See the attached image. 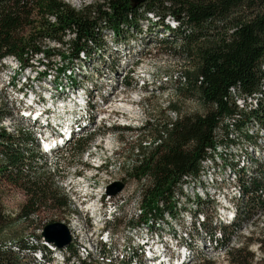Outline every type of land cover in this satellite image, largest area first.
Returning a JSON list of instances; mask_svg holds the SVG:
<instances>
[{
	"label": "trees",
	"instance_id": "16d2710c",
	"mask_svg": "<svg viewBox=\"0 0 264 264\" xmlns=\"http://www.w3.org/2000/svg\"><path fill=\"white\" fill-rule=\"evenodd\" d=\"M141 19L147 23L145 29L140 24ZM151 27L163 34L155 39L159 48L178 54L189 63L175 78L176 92L197 101L203 109L202 112L179 114L178 105L168 102V108L176 115L174 119L155 122L148 118L137 128L138 152L122 181L137 180L139 183L143 214L130 224L153 226L163 220L165 213L170 216L177 213L176 197L183 193L180 189L183 177H197L201 161L216 150V145L223 141L235 142L241 136L252 138L242 131L246 122L258 120L264 126V0H142L138 3L135 0H96L79 9L65 0H0V67L5 57H15L27 67L25 64L31 56L33 66L37 55H43L45 62H38L46 69L51 67L50 59L60 56L70 63L63 69L73 70L77 62L92 59L91 54L95 52L101 54L107 40L125 45L137 35L147 37ZM83 68L85 70V66ZM64 70L59 74H64ZM78 76L84 79L83 83L88 81L87 74L78 71ZM69 84L71 87L80 85L74 77L69 78ZM121 84L131 89L138 85L131 73L123 77ZM237 94H257L261 99L253 112L241 118L235 103ZM2 110L0 120L3 115L10 114ZM122 128L130 129L129 126ZM93 137L88 135L77 140L73 152L81 154ZM34 150L38 152L35 141L25 131L19 130L15 135L0 130V181L5 179L17 184L26 197L16 215L10 216L0 196V264L51 261V253L41 244L40 236L33 235L30 242L22 239L21 234L3 235L9 221L24 226L32 223L37 227L32 220L33 214L38 216L40 209L69 206L68 198L58 192L48 172L46 175L33 172ZM259 171L258 176L251 174L249 178L240 173L242 197L237 201L238 210L231 224L221 227L220 237L216 236L207 215L210 200H200L196 195L194 198L188 196L183 202L196 205L198 213L205 217L198 230L196 228L198 236L212 245L214 242L215 250L226 249L231 264H251V254L243 246L248 238L237 235L240 246L229 244L242 222L247 223L259 210L264 217V168ZM14 217L17 220L14 221ZM114 222L115 219L111 226ZM6 239L16 243L19 250L10 248ZM257 239L261 263L264 225ZM67 249H72L69 258L77 260L76 264H101L97 260L107 259L111 252L103 248L97 260L92 256L81 259L72 244ZM39 250L42 260L36 256ZM134 250L130 258H124L120 264L142 263L139 251ZM198 250L194 255L195 264L211 263Z\"/></svg>",
	"mask_w": 264,
	"mask_h": 264
},
{
	"label": "bare ground",
	"instance_id": "6f19581e",
	"mask_svg": "<svg viewBox=\"0 0 264 264\" xmlns=\"http://www.w3.org/2000/svg\"><path fill=\"white\" fill-rule=\"evenodd\" d=\"M2 64H5L2 67L5 73L7 71L14 72L12 76L10 75L11 78H15V81L21 84L20 88H16L15 82H7L9 84V90L11 92L14 91L16 96L14 100H10V105H6L10 111L9 118H18L16 120L17 125L21 126L24 124L26 126L25 129L27 131L24 128L22 130L33 137L38 150L37 153L47 159L49 163L55 164L52 168V174L59 173L63 169L60 162L65 160L66 152L70 145L75 140L84 137V135L87 136V133H90L94 129L93 132L95 133L98 128L97 126L105 122V112L100 109V105L102 104L101 96L103 97V93L99 95L100 87L98 84H92L90 81L83 83V80H78L80 85L77 87H71L69 78L73 77V70H64L63 68H66L65 66H61L65 71L64 74H59V67L58 69L56 68V71H52L51 69H54L52 67L48 69L44 67L43 70H38V67L34 68L35 65L32 67H24L18 59L11 56L3 58L1 61ZM48 82L49 85H47ZM103 99L106 104L105 97ZM244 99L253 100L250 107L245 108V113L249 114L253 112L261 98L259 95L253 94L250 96L244 95ZM239 112L241 113V111ZM122 125L125 126L127 123ZM19 130H15L17 132L16 135L19 134ZM242 131H244L243 133H248L252 138L241 136L239 138L236 137L238 139L235 142L223 141L221 145H216V150L207 154L201 161L199 175L197 177L190 176V180L181 184L180 189H182L183 193L176 197L178 202L177 208L179 210H177L174 216H170L167 213L164 216L167 215L174 218L178 213L181 214L183 211V216L185 217L182 216V218L184 219L185 226L183 225V229L175 230V232L169 235V240L161 239L165 236L150 230L151 228H158L159 222L167 223L164 220L165 218L158 220L157 223H153V226L148 225V223L130 224V222H126L122 224L120 229L117 227L112 234H108L107 231H110L112 227L111 223L115 217L111 215L109 204L107 203L111 199V194L106 191L107 185L105 187L103 186V191L96 193L94 192L95 190L93 191L91 189L93 186L91 182L76 174L75 182L77 183V189L75 191V198L80 197L78 196L81 194V191H79L80 186L82 187L81 195L83 197L81 202L83 206L78 208L79 210L77 211L79 212L77 213L84 219V231L89 233V240L85 243L71 234V240L66 245V249L72 244L77 249V254L81 259L91 256L97 258L99 257L98 255L101 249H108L111 251L107 254L108 258L105 260H97L105 264H120V261L124 258H130L133 254V249L138 250L141 255L140 259L142 263L140 264H190L193 261L194 255L197 254V250L201 249L203 244V247L215 251L214 242L213 245L206 241L202 243L201 240L203 238L201 239L196 233V228L198 230L199 224L205 221L204 215L198 213L196 205H193V211H188L185 208L181 209L179 206L180 202H185L189 198L188 196L194 198L197 195L200 200H210L211 206H209V212L211 213L213 211L210 219L212 226L215 227L214 230L217 237L221 235V227L231 224L238 210L237 201L242 197L240 173H245L244 177L249 178L251 174L258 176L259 169L264 168L263 124L258 120H252L251 122L245 123ZM86 155H89V153L86 152ZM244 177L242 178L244 179ZM195 190H198V192ZM70 199L73 198L69 197L68 199L69 207L72 203ZM90 201L94 203L91 204ZM133 202L139 209L138 214L136 212L131 215V220L136 222L143 213L140 207V201L134 200ZM261 214L262 211H259L257 215ZM47 222L50 221L47 220ZM41 225H46V222H43ZM66 226L70 230L69 224ZM35 228L37 229L38 226ZM74 234L76 233L74 232ZM33 235L32 231L31 237L29 238L30 242L34 238L32 237ZM237 235H241L240 229L234 234V238L229 246H234L233 244L237 242ZM39 240L51 253L50 257L52 260L43 262L44 264L77 263V260L69 258L71 252L65 253L63 247H57L53 242L45 240L43 236H40ZM6 244L14 251L19 250L14 242L11 243L9 241ZM92 247L94 250H92ZM40 250L37 253L39 254V259L43 257ZM220 251H224L225 253L226 249H220ZM132 264L137 263L133 262Z\"/></svg>",
	"mask_w": 264,
	"mask_h": 264
},
{
	"label": "rangeland",
	"instance_id": "374dc122",
	"mask_svg": "<svg viewBox=\"0 0 264 264\" xmlns=\"http://www.w3.org/2000/svg\"><path fill=\"white\" fill-rule=\"evenodd\" d=\"M65 1L75 9H79L83 5L91 4L96 0ZM152 20H155V17H153ZM140 24L142 25V28L145 29L147 25L146 21L141 19ZM158 32L160 31L151 27V33L147 37L143 38L142 35H137L136 38L130 40L125 45H116L109 39L104 48L100 51L101 54L95 52L91 54L92 59L77 62L74 65V72L72 71V74L75 79L84 80L78 76V71H80L83 74L88 75V81L91 79L92 84L96 83L100 87L99 95L103 93V97H105V100L107 101L105 104L104 99L101 96L102 104L100 105V109L105 112V122L101 123L100 126H97L98 128L95 133L93 132L95 129L90 133H87V136L93 135L94 137L81 154L78 155L76 152H73L72 148L79 139L75 140V142L70 145L66 152L65 160L60 162L63 169L60 170L59 173L52 174V168L55 164L49 163L47 159L35 151L36 149L34 150L35 154L31 160L33 172H36V174L43 173L45 175L48 172L53 178L52 182L59 188L58 192L62 195L65 194L68 199L69 197L74 199L76 196V174H79L80 177L91 182V184H93L91 189L93 191L95 190L94 192L96 193L103 191L104 187L109 183L127 177L126 171L129 169L137 154L136 146L137 139L139 138V131L137 128L148 118L155 122L174 119L176 115H174V113L168 108V102H175L178 105L179 114L203 111L201 105L197 101H194L189 96L176 92L175 78H177L179 71H182L184 67L189 66V63L186 59L181 58L180 55L159 48V44L155 42V39L163 34H159ZM106 36L109 37L108 31H106ZM61 58L62 57L60 56H56L53 60L50 59V66L54 68L51 69L52 71H56V68L58 69L59 66H68L66 65L68 62L65 61V58ZM38 61L45 62L44 56L37 55V59H35L33 63L35 67H38V70H43L44 67L39 66ZM13 64L15 63L13 62ZM4 65L2 64V67H4ZM83 66H85V70ZM2 67H0V109H3V112L7 110L10 113L7 104L10 105V100H14L16 96L14 91L11 92V90H9V84L7 82H15L14 84H16V88H20L21 84L17 83L15 78H11L14 72L7 71L5 73V70L2 69ZM127 73H131V77L138 83L136 89H131L130 87L127 88L121 84L123 77L126 76ZM32 77L34 76L32 75ZM88 81L85 83H88ZM47 85H49V82ZM4 116L5 115H3L0 120V130L5 129L16 135L17 130L26 128L24 124L21 126L17 125L16 120H18V118L15 119L10 117V119L9 116ZM125 123L131 124L132 127L129 126L130 129H120L121 127H125L122 125ZM115 127H119V129H116ZM85 136L86 135H84V137ZM86 152H88L89 155H86ZM138 187L139 183L137 180H128L124 193L128 194L131 190H137ZM0 188L2 189L0 196L7 210L6 212L10 216H15L26 199L23 189L17 184L8 182L5 179L0 181ZM79 191H81L80 193L82 194L81 186L79 187ZM195 191L198 192V190ZM81 194L78 195L80 197L75 198L74 201L73 199H70L72 203L70 204V207L67 206L66 209H51L47 207L40 209L38 211L40 219L35 217L32 221L38 226V221L42 223L47 220L51 222V219L58 221L61 220V222L66 225L69 224L70 230H68L69 233L71 232L70 235L73 234V236L78 237L79 240L86 243V241L89 240V233L84 231V219L77 213L79 212L77 211L79 210L78 208L83 206L81 205L83 200ZM90 202L91 204L94 203L92 201ZM179 207L181 209L185 208L188 211L194 210V206L185 205L183 202H180ZM259 211L256 212V214H254L255 217H252L247 223L242 222L240 225L241 236L248 238L247 243L243 246H245L247 251L251 254V264H264V258L261 263L259 260L261 255L258 248L259 240L257 239L258 233L264 225V217L257 215ZM136 212L138 214L139 209L133 202L131 204V215ZM212 212L210 213L209 208L207 209V213L210 214L209 217H212ZM183 215V211L181 214L178 213L174 218L165 215L164 220H166L167 223L159 222L158 228L155 227L150 230L165 236L161 239L169 240V235L175 232V230L183 229L185 226L184 219L182 218ZM13 219L14 221L17 220L15 217ZM35 220L37 222H35ZM119 225L120 229L122 224ZM34 228L35 227L32 226V223L24 226L15 225L13 221H9L3 237L17 236L18 234H21L22 239L24 237L29 240L32 231L36 229ZM74 232L76 234H74ZM201 241L203 243V240ZM5 242L9 243L7 239ZM10 242L12 243L13 241ZM237 243L238 242L233 244L234 247H237L240 244V242ZM203 246L204 244L200 251L198 250V253H202L201 255L205 256V259L211 262L209 264H231L229 262V256L225 254L224 251L215 252L214 250L211 251ZM197 248H199V246H197ZM249 253L246 255L249 256ZM36 256L39 257V254L36 253ZM92 257L97 260L95 256ZM194 258L190 264H195V262H197V260L194 261Z\"/></svg>",
	"mask_w": 264,
	"mask_h": 264
},
{
	"label": "built area",
	"instance_id": "2783aa9c",
	"mask_svg": "<svg viewBox=\"0 0 264 264\" xmlns=\"http://www.w3.org/2000/svg\"><path fill=\"white\" fill-rule=\"evenodd\" d=\"M31 57L28 60L27 64H25L27 67H32L31 66ZM34 68H37V67H34ZM61 70H63V69L59 66V71H61ZM237 95H238V97H236L235 103L237 105L238 111H241V118H242V117H244V114H245V108L250 107L251 102L253 100H245L244 95H240V94H237ZM210 148H213V146ZM210 148H208V149H210ZM120 180H123V179L121 178ZM187 180H190V175L184 176L182 183H185ZM127 184H128V182H124V188L120 192H118L117 194L111 195L110 201L107 202L109 204L111 215H113L115 217V226H112L110 228V231H107L108 234H112V232H114V230L117 229V224H123L126 222H133L131 220V203L133 202V200H139V195H138V189L137 190H131L128 194L124 193L125 192L124 190L126 189ZM34 216L36 218L40 217V216L38 217L37 215H34ZM48 223H50V222L46 221V224H48ZM44 227H45V225H38V228L36 230H33L34 236H43L42 232H43ZM63 248H64L65 253H70L72 250V249H66V246H63ZM92 250H94L93 247H92ZM218 251H220V250H215V252H218ZM55 263H56V261H55ZM101 264H105V263H101Z\"/></svg>",
	"mask_w": 264,
	"mask_h": 264
},
{
	"label": "water",
	"instance_id": "95a60500",
	"mask_svg": "<svg viewBox=\"0 0 264 264\" xmlns=\"http://www.w3.org/2000/svg\"><path fill=\"white\" fill-rule=\"evenodd\" d=\"M137 3L142 0H135ZM124 188V182L122 180H116L109 183L106 186L107 193L115 195ZM43 237L48 242H53L57 247H63L70 243L71 237L69 230L65 223L60 221H55L45 225L43 232Z\"/></svg>",
	"mask_w": 264,
	"mask_h": 264
}]
</instances>
